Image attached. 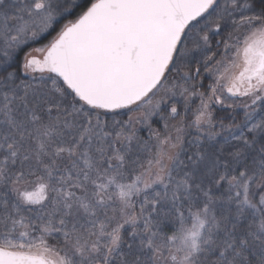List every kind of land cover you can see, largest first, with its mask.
Instances as JSON below:
<instances>
[{
	"label": "snow or ice",
	"instance_id": "6c2138e0",
	"mask_svg": "<svg viewBox=\"0 0 264 264\" xmlns=\"http://www.w3.org/2000/svg\"><path fill=\"white\" fill-rule=\"evenodd\" d=\"M0 264H264V0H0Z\"/></svg>",
	"mask_w": 264,
	"mask_h": 264
},
{
	"label": "trees",
	"instance_id": "16d2710c",
	"mask_svg": "<svg viewBox=\"0 0 264 264\" xmlns=\"http://www.w3.org/2000/svg\"><path fill=\"white\" fill-rule=\"evenodd\" d=\"M222 34H226V33H222ZM215 39H220V37L218 36V37H216ZM206 83H208V81H206ZM197 103H198V101H197ZM227 111H228V110H226V109H219V108H217V110H216V115H217L218 117H219V116H224V115H226Z\"/></svg>",
	"mask_w": 264,
	"mask_h": 264
}]
</instances>
